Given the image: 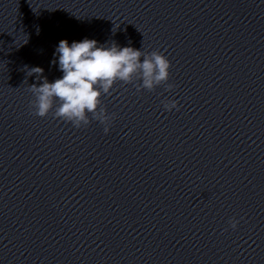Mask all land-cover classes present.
<instances>
[{
	"label": "clouds",
	"instance_id": "1",
	"mask_svg": "<svg viewBox=\"0 0 264 264\" xmlns=\"http://www.w3.org/2000/svg\"><path fill=\"white\" fill-rule=\"evenodd\" d=\"M131 46H119L115 41L99 44L95 39L82 41L60 40L54 56L58 55V67L63 73L61 78L49 82L43 75L42 67L25 66L27 76H36L38 82L29 86L34 99L30 108L35 116L62 120L79 129L93 121L104 126L108 134L115 113L109 114L102 106V97L112 93L117 82L133 84L137 92L155 91L164 86L172 91L170 79L171 61L159 50L147 52ZM52 64L57 60L53 59ZM165 111L179 110L175 99L162 101ZM235 229L239 223L233 218L229 221Z\"/></svg>",
	"mask_w": 264,
	"mask_h": 264
}]
</instances>
